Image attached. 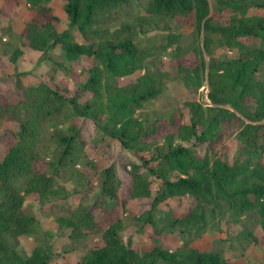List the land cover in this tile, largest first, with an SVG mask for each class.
<instances>
[{"label": "trees", "instance_id": "1", "mask_svg": "<svg viewBox=\"0 0 264 264\" xmlns=\"http://www.w3.org/2000/svg\"><path fill=\"white\" fill-rule=\"evenodd\" d=\"M61 1L68 18L65 30L51 23V0H15L11 17L20 16L25 8L46 17L41 26L26 20V36L36 50L58 46L71 62L83 57L95 60L85 79L81 81L80 75L75 81L83 82L82 91L90 93L92 99L82 104L79 90L73 94L46 82L25 85L18 80L23 99L17 104L0 103V119L18 124L9 149L0 159V264H50L49 254L42 247H36L31 255L20 254L10 239L19 241L37 225V220L24 211L27 198L47 202L55 194L52 179L39 168L38 147L46 123L62 115L66 106L72 108L76 118H104L103 130L138 158L131 170V198L146 206L150 215L163 203L161 195L165 193L172 200L184 196L194 199L195 206L184 219L199 223L205 220L206 206H225L234 213L259 215L264 229V82L258 78L264 64V46L245 44L254 39L264 41V0H216L219 19L213 15L210 0L151 1L149 16L174 21L181 31L171 34V42L177 43L189 28L203 38L202 47H193L194 58L176 57L170 62V77L197 88L205 81L209 85L210 103H187L186 122L182 116L166 122L140 114L163 87L162 78L148 67L153 51L136 43L144 33L142 26H147V17L133 24L120 21L116 30L107 27V19H118L112 14L131 0ZM252 9L263 11V15L252 14ZM74 29L85 43L75 40ZM148 30L152 29L146 33ZM218 39L228 54L207 61L204 51L210 54ZM21 53H14L12 63ZM137 73L142 74L135 84L121 83ZM238 127L242 157L235 156L226 143L229 132ZM70 132L60 136L64 156L73 150L79 128L71 127ZM25 178L28 184L19 190L15 183ZM150 178L160 185L156 194ZM48 215L75 241L83 240L86 230L95 225L91 212L77 214L57 204L49 207ZM122 230L120 223L110 227L102 244L86 253L78 264H154L157 260L166 264H224L219 255L194 249L180 259L156 250L146 263L139 260L131 241L121 239Z\"/></svg>", "mask_w": 264, "mask_h": 264}, {"label": "rangeland", "instance_id": "2", "mask_svg": "<svg viewBox=\"0 0 264 264\" xmlns=\"http://www.w3.org/2000/svg\"><path fill=\"white\" fill-rule=\"evenodd\" d=\"M151 1L131 0L115 10L117 13L112 15L118 19H107V27L116 30L121 26L120 21L133 24L137 19L147 17V26H142L144 33L139 35L136 43L140 48L153 51L154 57L148 67L162 78L163 87L160 95L146 104L140 114L166 122L182 116L186 122L187 103H210L209 85L205 81L202 87L197 88L185 84L180 78L170 77V62L176 57L194 58L193 47H202L203 38L189 28L177 43L171 42V34L181 31L174 21L149 16ZM210 2L213 15L218 18L216 0ZM14 4L15 0H0V103L17 104L23 99L17 86L18 80H23L25 85L46 82L61 89L67 88L73 94L79 90L82 104L91 101L92 95L82 91L83 82L76 84L75 81L80 75L81 81L85 79L95 60L83 57L71 62L58 46L36 50L26 36V22L41 26L45 24L46 17L27 8L20 12V16L11 17ZM64 5L61 0H51L48 6L52 10L49 15L54 19L51 23L61 30L68 27ZM251 13L263 15V11L256 9H252ZM213 22L217 23V19L214 18ZM147 29L152 30L146 33ZM73 35L77 42L85 43L77 29H74ZM245 44L263 47L264 41L254 39ZM18 50L22 53L17 62L12 63L11 59ZM227 54L219 39L210 54L204 51L207 61L212 57L223 58ZM141 74L125 78L121 83L133 85ZM258 78L264 82V64ZM76 117L72 108L66 106L62 115L55 116L45 125L38 147L39 168L52 179L55 194L47 202L27 198L24 211L37 220V225L30 235L21 237L19 241L10 239L20 254L31 255L36 247H42L49 254L50 264H78L86 253L102 244L110 227L120 223L123 228L121 239L131 241L139 260L146 263H150L156 250L176 254L180 259L194 249L217 254L224 264H264V229L259 215L238 214L225 206L211 205L204 209L205 220L197 223L193 219H184L194 208V199L184 196L172 200L165 193L161 195L163 203L150 215L146 206L131 198V170L132 165L139 162L138 158L103 130L104 118L97 121L91 115L87 119ZM74 126L79 128V134L71 153L64 156L65 147L60 136L71 135L70 128ZM17 131V123L0 119V159L6 154L12 135ZM239 131L240 127L232 129L226 143L235 156L242 157L244 152L238 143ZM198 155L201 156L202 152ZM149 180L156 194L160 185L153 178ZM27 184L28 178H25L17 180L15 186L24 190ZM54 204L70 208L77 214L85 211L93 214L95 225L86 230L83 240H71L69 231L48 215L49 207ZM154 264L166 263L157 260Z\"/></svg>", "mask_w": 264, "mask_h": 264}]
</instances>
